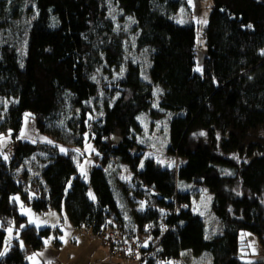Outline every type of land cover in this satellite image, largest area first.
<instances>
[{
	"label": "trees",
	"instance_id": "16d2710c",
	"mask_svg": "<svg viewBox=\"0 0 264 264\" xmlns=\"http://www.w3.org/2000/svg\"><path fill=\"white\" fill-rule=\"evenodd\" d=\"M111 2L132 20L137 59L123 46L107 0H0V137L17 144L12 158L0 154V254L8 229H21L0 264H31L59 232L22 228L27 217L17 194L38 212L59 211L77 229L122 223L126 241H145L140 264H171L187 251L193 257L184 264H264V256L239 255L243 231L264 247V0H213L203 73L195 71V25L174 19L186 0ZM157 85L161 107L180 113L169 147L185 159L177 169L140 168L147 147L134 127L140 114L156 115ZM26 118L52 141L23 139ZM89 128L101 164L87 181L61 149L84 145ZM122 164L133 174L129 185ZM189 185L213 195L216 233L193 212ZM117 191H125V208ZM141 201L146 208L135 210Z\"/></svg>",
	"mask_w": 264,
	"mask_h": 264
},
{
	"label": "rangeland",
	"instance_id": "374dc122",
	"mask_svg": "<svg viewBox=\"0 0 264 264\" xmlns=\"http://www.w3.org/2000/svg\"><path fill=\"white\" fill-rule=\"evenodd\" d=\"M110 6V16L114 21L116 30L121 31L124 36L123 46L127 50L128 54L134 59L139 58V56L134 51V42L131 41L134 33L128 29L131 25L132 20L126 16L123 12L119 11L117 7L107 0ZM187 5L183 4L179 11L175 14L174 19L183 25H195L196 27V46H197V57L195 71L203 73L204 58L207 54V47L205 44L204 30L208 24L209 16L211 13L213 0H186ZM206 21V23H203ZM143 63L146 64L143 67V77L146 80H151V74L149 69L148 54L144 53L140 56ZM151 64V63H150ZM148 65V70H147ZM164 91L162 85H157L155 89V98L153 101V108L157 111L156 115L149 112H144L140 114L137 118V125L134 127V133L137 140L147 147L146 154L144 155L140 168L143 169L148 162H153L156 167L170 169L176 167V169L181 166L185 159L177 158L175 155L169 153V147L171 145V125L173 119L180 115L179 112L167 111L160 105V95ZM21 137L25 140L31 142H49L52 139L35 127L34 122L26 118L24 127L21 132ZM15 145L12 142L11 136H1L0 137V154L3 151L12 152L11 147ZM63 152H71L74 156L75 162L78 166V174L83 176L87 181L90 180V169L92 165L101 164L97 159V156L101 155L100 150L96 148L94 144L92 128H89L85 134V143L82 146L73 149L62 148ZM8 153H5L7 155ZM12 154V153H11ZM13 155H10L12 157ZM9 157V154H8ZM9 157V158H10ZM35 174L39 173V163L35 162ZM114 167V166H111ZM226 173H229L230 168L224 167ZM121 179L129 185L132 178V172L127 164L121 165ZM33 180H38L37 176ZM182 182V181H181ZM33 187V182L30 183ZM113 185V182H112ZM192 193V210L195 214L200 215L206 220V226L209 232L216 233L220 228L219 218L215 215L212 209L213 195L208 192L205 186H193L189 185L188 188ZM124 192H116V198L120 202L121 206L125 208V204L122 201L124 197ZM14 200L19 204L20 212L27 217L26 222L23 224L22 228L28 225H35L38 228L51 227L53 229H58L59 232H54L50 235V238L55 239V236H69L65 224L67 218L63 216L59 211L50 209L46 212H38L31 205L24 202L20 195H14ZM135 210H144L146 208L145 201H141L137 204H132ZM127 212L128 210L125 209ZM130 211V210H129ZM130 213V212H129ZM15 227H10L7 231V236L4 242V246L1 250V257L5 256L10 250L14 239H17L20 235L21 229ZM94 236V231L91 227H83L74 231V236ZM242 238L245 239L243 247L240 250V257L245 261L258 260L264 256V247L260 243L259 237L250 232L243 231ZM48 238L46 239V242ZM102 241V240H100ZM105 244V243H104ZM107 245V244H106ZM108 246V245H107ZM111 254V250H110ZM130 261L131 259L126 256ZM192 253L187 251L183 254L181 258L172 260L171 264H184L186 261L189 263L192 260Z\"/></svg>",
	"mask_w": 264,
	"mask_h": 264
},
{
	"label": "crops",
	"instance_id": "0c3cea01",
	"mask_svg": "<svg viewBox=\"0 0 264 264\" xmlns=\"http://www.w3.org/2000/svg\"><path fill=\"white\" fill-rule=\"evenodd\" d=\"M65 227L69 236H55V239L49 237L46 246L30 257L31 264H140L141 262H132L123 254L111 255L110 247L100 240H94L92 234L74 236L76 228L68 218ZM57 238L60 244H56Z\"/></svg>",
	"mask_w": 264,
	"mask_h": 264
},
{
	"label": "built area",
	"instance_id": "2783aa9c",
	"mask_svg": "<svg viewBox=\"0 0 264 264\" xmlns=\"http://www.w3.org/2000/svg\"><path fill=\"white\" fill-rule=\"evenodd\" d=\"M16 149L17 144L11 147L10 150H12V152H8L6 150L5 152L9 154V157L10 155L14 156ZM122 228V223H118L112 228H101L93 234V239L102 240L103 243L107 244L110 247L111 255L123 254L125 257L128 256L132 262L141 261L146 256L142 252V248L145 246L144 239L134 237L129 238V241H125Z\"/></svg>",
	"mask_w": 264,
	"mask_h": 264
},
{
	"label": "snow or ice",
	"instance_id": "6c2138e0",
	"mask_svg": "<svg viewBox=\"0 0 264 264\" xmlns=\"http://www.w3.org/2000/svg\"><path fill=\"white\" fill-rule=\"evenodd\" d=\"M189 3H191V0H189ZM203 23H206V21H203ZM203 134V133H201ZM61 151H64L63 149H61ZM5 159H7V157H5ZM94 198V197H93Z\"/></svg>",
	"mask_w": 264,
	"mask_h": 264
}]
</instances>
